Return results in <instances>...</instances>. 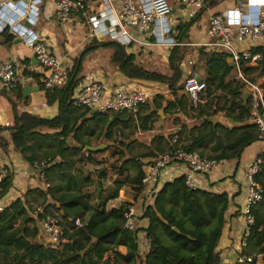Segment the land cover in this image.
Returning <instances> with one entry per match:
<instances>
[{
	"label": "trees",
	"instance_id": "16d2710c",
	"mask_svg": "<svg viewBox=\"0 0 264 264\" xmlns=\"http://www.w3.org/2000/svg\"><path fill=\"white\" fill-rule=\"evenodd\" d=\"M222 2L223 0H207L206 5L212 9ZM202 11L204 10L194 16L196 18L179 21L175 26L173 38L181 46L174 47L169 52V74L162 75L144 69L136 63L133 55L128 54L124 48L115 43H99L91 40L80 58L74 61L71 69H67L66 84L60 89L45 91L46 102L50 105L56 104L58 109L53 119H40L23 113L15 118L12 126L0 127V150L5 152L11 144L14 151L29 164L41 159L61 160L63 163L57 162L47 170L46 174L51 169H55L64 181L63 189L66 191L57 195L63 189L51 185L45 192L56 203L58 217L61 225L64 226L62 242L55 248L43 244L38 238L37 230L30 227L31 224H35V221L28 218L26 206L20 199L15 200L0 212V264L220 263V254L216 249L229 208L230 198L227 194L190 190L185 186L183 177L165 183L155 194L152 205L143 210L142 219L146 220L147 226L141 231L145 235L148 248L140 253L137 233L120 229L124 221L125 209L129 204L122 205L119 209L107 214L103 205H91L90 200L82 194V186L86 183L66 171L73 166L71 160H66L68 155L80 154L77 163H83L86 160V154L82 153V150L87 147L89 137L95 139L104 137L105 140L116 144L117 148L123 147L125 146L123 141L113 140L114 129L117 126L119 130L116 131L129 129L130 135H133L135 131H150L151 128L147 126L148 119L156 116L161 110L164 114L170 110H179L186 115L197 110L199 117H206L202 109V101L215 92L227 95L224 98L228 107L223 110L227 118L238 124L249 120V103L241 97V85L236 80H230L234 68L229 67L228 57L224 54L198 48L196 50L197 61L201 63L204 70L205 92L200 97L196 108L190 104L185 95H179L182 93V65L189 54L186 47L188 34ZM12 39V36L7 38V40ZM98 49L113 51L110 63L116 65L118 71L129 81L167 85L174 97L173 101L166 102L163 97L156 96L149 104L139 107L135 114L124 111L117 113V118H114V112L93 113L74 107L71 97L82 81L80 73L84 56ZM252 53L262 55L259 64L264 68V49L255 48ZM222 97L217 96L215 100ZM164 102L166 106L163 108ZM88 114L91 115L90 119L85 118ZM145 114L147 117L144 116ZM90 122L93 126L89 125ZM99 126L100 131L96 135L95 130ZM194 130L197 132L196 135H194ZM6 131L10 132V142L2 136V133ZM219 132H223L228 140L226 146L222 147L221 139L217 137V148L221 149V152L212 157L215 160L238 161L244 149L257 142L256 127L252 124L229 130L219 124L213 125L204 120L201 126L188 129L186 135L188 144L183 146V150L192 152L200 144L216 137ZM177 135H181V132ZM161 140L163 139H157L158 142ZM158 155H154L150 150L148 154L142 156V159H153ZM260 158L262 159V156ZM117 160L118 164L123 163L119 168L116 166L120 176L123 174L124 165L133 164L137 167L138 177L133 183L137 186L136 196L141 195L144 164L136 158L124 160L122 153ZM263 174L264 169L262 168L257 178V182L263 189L262 199H264V185L260 178ZM103 176L102 173L100 178ZM12 177L13 175L9 174L4 179L0 199H3L11 187ZM49 206L45 205V213L49 212ZM252 213L255 221L250 230L248 243L250 240H255L257 246L261 247L264 244V234L259 231L260 223L253 209ZM76 219L81 220L82 227L75 228ZM119 247L126 249L125 255L118 252ZM259 253L263 254L264 259V248L259 250Z\"/></svg>",
	"mask_w": 264,
	"mask_h": 264
},
{
	"label": "built area",
	"instance_id": "2783aa9c",
	"mask_svg": "<svg viewBox=\"0 0 264 264\" xmlns=\"http://www.w3.org/2000/svg\"><path fill=\"white\" fill-rule=\"evenodd\" d=\"M207 0H178L185 11L186 19L193 18L199 11L206 9ZM45 4L48 5L46 8ZM54 20L60 25H67L71 20L85 30L88 39L96 42H112L126 50L141 48L145 54L151 49L161 48L170 52L179 44L174 40V28L179 20L172 15V7L168 0H2L0 1V34L6 33L29 48L37 65L48 74L42 79L44 91L62 88L67 81V68L61 60L48 50L46 41L33 26L43 18ZM247 3L235 0L234 15L218 14L209 18V34L214 41L208 45L209 51L224 54L232 59L236 81L241 85L249 103V118L256 127L257 141L263 145L264 155V85L250 80L243 73V66L256 65L262 60L260 53L253 54L256 43L264 35V9L260 11L255 23L250 24L246 18ZM21 66L15 61L0 62V94H10L19 85ZM206 89L204 81L190 75L182 81V93L190 104L196 108L200 97ZM159 96L157 92L147 93L142 89L118 87L106 94L104 86L98 79L89 78L80 83L71 97L72 105L89 112H131L135 114L139 107L149 104ZM168 151L144 162L142 192L153 201L155 194L168 182L179 177L184 178L185 186L190 190H201L200 178L211 175L217 170L228 168L229 160H215L204 157L197 152H187L177 145L174 138ZM58 160L43 159L29 164L32 188L46 192L51 184L47 178V170ZM177 168V177L173 178L170 169ZM261 160L255 159L243 169L242 194L244 203L241 215L244 229L240 238V249L247 247L251 227L254 225L252 209L263 198V190L257 182L261 172ZM241 172V171H240ZM236 173V168L232 174ZM12 174L7 166L0 165V195L3 192V181ZM12 185V184H11ZM0 199V212L4 209ZM45 205L35 207L31 218L39 226L43 236V244L55 248L62 242L64 228L52 212L45 213ZM124 221L120 229L137 233V244L140 253L147 250L148 245L140 222L143 212L137 213L133 205L125 209ZM144 210V209H143ZM75 228L82 227L80 219L74 221ZM255 258L243 253L237 258V264H252Z\"/></svg>",
	"mask_w": 264,
	"mask_h": 264
},
{
	"label": "crops",
	"instance_id": "0c3cea01",
	"mask_svg": "<svg viewBox=\"0 0 264 264\" xmlns=\"http://www.w3.org/2000/svg\"><path fill=\"white\" fill-rule=\"evenodd\" d=\"M245 1L247 3L245 19L250 24H253L257 21L260 11L264 9V0ZM168 2L172 7V15L176 19L179 21L190 20L186 19L185 11H183V9L179 6L178 0H168ZM45 6L46 8L48 7L47 4H45ZM234 10L235 0H223L222 3L212 9H209V6L207 5L206 9H204L202 13H199V18L191 26L188 34L186 47L188 48V53L190 54H187L182 65V81L190 75L199 77L202 81H204V70L201 66V63H198L197 61L196 50H198V48H205L209 51L208 45L214 41L213 37L209 34V18L216 14L228 13L229 15H234ZM45 11L46 9H44L43 18L38 24L33 26V29L43 37V39L46 41L48 50L61 60L62 66L64 68L71 69L74 61L80 58V56L84 53L85 47L90 44L91 41L88 39V35L85 30L77 24V20L73 19L67 25H60L53 19L49 20L45 18ZM8 37L9 36L6 34H0V62L15 61L21 66L22 71L19 76V85L17 89L10 94H0V127L4 128L12 126L15 118L23 113L36 116L40 119H53L58 113L57 106L56 104L50 105L46 102L45 91L41 87V81L48 74V72L42 70L37 65L33 53L29 48L25 47L17 39L7 40ZM256 48L264 49V35L256 43ZM101 50L102 49H98L84 56L82 61V71L80 73V77L82 78L81 83L85 82V80L89 78H93L102 82L104 86V92L106 94L111 93V91L118 87H126L129 89H142L147 93L157 92L159 96L163 97L166 102L173 101L174 97L167 85L129 81L118 71L116 65L110 63V57L113 51H111L107 56H104L101 53ZM127 53L133 55L135 57L136 63L146 70H157V61H159L161 64L160 67H163L164 64V66L168 68L169 53L161 48L151 49V53L149 54H153L155 56L153 62H150L151 60L148 58L149 54H145V51L139 47L133 48V50L128 51ZM153 55L150 57L153 58ZM246 71V75L252 82L259 85H264V68L261 65H248L246 67ZM157 73L167 75L160 72ZM230 80H236L233 74L230 76ZM25 89L27 90L26 93H24ZM240 93L241 97L247 101L246 96L243 93V89L240 91ZM217 96L223 97L219 100H215ZM224 96L227 95L215 92L210 97H206L207 100L202 101V109H204L206 117H199V112H197V110L188 113V115L179 110H170L164 114L161 110L163 117L159 118L161 119L159 125H163V127L166 128L172 127L171 130L175 131L176 135L177 133L181 132V135H177V138L174 137L176 139L177 145L181 148L188 144V141L186 140L188 129L201 126L204 120H207L213 125L219 124L229 130L251 125L250 118L249 120L238 124L225 116L226 113L223 110H226L228 103ZM185 97L187 96L185 95ZM165 106L166 103L164 102L163 108ZM161 111L157 112L156 115L161 113ZM194 112H197V115H193ZM144 116L147 117V114ZM90 117L91 115L88 114L85 118L90 119ZM155 117L156 116L148 119L147 126L151 129L147 132L135 131L133 135H130L129 129H121V131H116L119 130V127L117 126L114 129L115 133L113 134V140L117 139V141H123L125 144V146L120 147L119 152H117L114 148H110V146L112 147L113 144L105 140L104 137L99 139L89 137L88 145H86L87 147L82 150V153L86 154V160L83 163H77V159H79L80 154L68 155L66 160L74 161L76 157L78 158L75 160V163L72 162L73 166L70 169H66V171L78 177L81 182L86 183L85 186H82L81 192L90 200L91 205V189L95 186V189L92 190L96 197L97 181L99 179L101 180V194L99 198L96 197L97 201L95 204H97L99 200L100 205H103V208L107 214H110L113 210L119 209L122 205L135 203V210L137 213L141 214L145 207L152 205L153 201H151L149 198H146L145 192H142L141 195L136 196L137 194L135 191L137 186L133 183L138 177V169H136V166L133 165V167H129L127 164L124 165L123 174L120 176L118 175V169L116 166L119 168L123 163L119 162L118 164V160H116L117 165H115V171L112 172L111 170H107V168V171H105L106 173H103V178H100L98 177V172L102 168H105L104 165L109 162L102 161L103 163L100 164L98 160H94V157L96 156L100 159H105L111 151L114 153L112 156L118 157L121 153L125 156V151L127 149L129 150L132 146L137 145V142L143 143L145 140L150 142L153 139V136H150L149 134H152L151 130ZM174 119L181 120L182 125L178 127L177 125L172 124ZM189 122H193L194 124H192L191 127H188L187 124ZM89 125L93 126V123L90 122ZM183 126H185V128ZM44 131L49 133L47 130ZM99 131L100 126L95 130L96 135L99 134ZM196 133L197 132L194 130V135H196ZM2 136L5 140L10 142V132L6 131L2 133ZM217 137L221 139L222 147H225L228 138L225 137L223 132H219L216 137H213L212 139L197 146L193 152H197L204 157L214 159L212 157L219 155L221 152V149L217 148ZM174 138L169 139L165 138L164 136V140L152 143L149 152L151 150L153 151L154 155H156L160 154L162 151H168L170 143ZM131 143L134 144L130 146ZM144 145L146 146L147 144ZM87 148L101 149L92 152L88 151ZM115 153H117L118 156ZM261 156L262 159L260 158ZM263 156V145L257 141L244 149L238 161L230 160L227 169H220L209 176L200 178V187L202 191H207L214 194H227L230 198L222 235L216 249L221 258L219 264H237L236 260L241 253L250 257H254L255 260L252 264H264L263 254L259 253V250L264 248V244L261 247H258L255 240H250L244 250L240 249L239 244L244 229V219L241 215V207L244 203L241 173L246 165L255 159L261 160L262 168L264 169ZM146 161H150V158L140 159L141 164ZM57 162L60 163L61 160H58ZM0 165L7 166L13 175L12 185L1 201V204L4 208L9 206L15 200L20 199L26 206L28 218H31V212L35 209V207L44 204L50 205L49 211L56 215V217L59 219L57 210L55 208L56 203L53 202L50 197L45 194V192L32 188V179L29 173V163L24 161L22 157L14 151L11 144H9L5 152L0 150ZM144 168L145 167L142 169L144 170ZM172 168L173 170L170 169V174L173 178H176L178 167L173 166ZM235 168L236 173L231 175L232 170ZM47 178L52 187L59 186L61 189L64 188V181L60 178V175L55 169H51L48 172ZM260 179L264 185V174ZM64 192L66 191L63 189L60 191V193H57V195ZM253 211L260 223L259 231L264 234V199H262V201L253 208ZM83 219H85V216H83ZM140 224L142 226H147L146 220H142ZM30 227L37 230L38 238L43 243V236L41 235L39 226L37 224H31ZM118 252L122 255H125L126 249L124 247H119ZM111 263L112 262H110V264Z\"/></svg>",
	"mask_w": 264,
	"mask_h": 264
},
{
	"label": "rangeland",
	"instance_id": "374dc122",
	"mask_svg": "<svg viewBox=\"0 0 264 264\" xmlns=\"http://www.w3.org/2000/svg\"><path fill=\"white\" fill-rule=\"evenodd\" d=\"M112 50L111 49H102L101 50V53L104 55V56H107L108 54H110V52H111ZM190 54V53H189ZM153 54H149V59L151 60L150 62H153V60H154V58H155V56L152 58V57H150V56H152ZM157 64H158V67H157V70H155V69H152V71H156V72H160V73H163V74H169V70H168V68H166L165 66H164V64H163V67H160V63H159V61H157ZM146 65H150V64H146ZM257 65H260L259 63L257 64ZM248 65L247 64H245L244 66H243V73H245V70H246V67H247ZM234 76H235V79H236V74H235V71H234V73H232ZM246 75V74H245ZM181 94V93H180ZM183 94V93H182ZM208 98V97H207ZM207 98L205 97L204 98V100H207ZM162 112V111H161ZM193 115H197V112H194V114ZM163 117V115H160V114H158V115H156V117L154 118V120H153V126H152V134H149L150 136H153L152 138V140L149 142V141H147V140H145V141H143V143H136L137 145H134V146H132L134 143H131V145L130 146H132L129 150L127 149L126 151H125V156H124V159L125 160H127V159H131V158H136L139 162H140V159H142V156L143 155H145V154H147L148 152H149V149L151 148V145H152V143H154V142H157V139H159V138H164V136H165V138H169V139H172V138H174V137H176L177 138V135H176V133H175V131H172L171 130V128L172 127H170V128H166V127H163V125H162V123H161V125L162 126H160L159 125V122H160V120L161 119H159V118H162ZM194 117V116H193ZM152 123V122H151ZM172 124H174V125H177L178 127L179 126H181L182 124H181V120H179V119H174L173 121H172ZM192 124H194L193 122H189L187 125H188V127H191V125ZM148 136V135H147ZM117 140V139H116ZM143 140V139H142ZM164 140V139H163ZM142 142V141H141ZM111 144H113V143H111ZM144 144H149L148 146L146 145H144ZM110 148H114L117 152H119V150H120V148H117V146H116V144L114 145L113 144V146L111 147L110 146ZM112 154H114L113 153V151H111L107 156H106V158L105 159H100L99 157H94V160H98L99 161V163L100 164H102L103 162L102 161H106V162H109V163H112V164H114V167L113 168H108L107 170H111L112 172L113 171H115V163H117V159H118V154L117 153H115V154H117V156L118 157H115V156H112ZM78 157H76L75 158V160L77 159ZM75 160L73 161V160H71L72 162H74L75 163ZM109 163H107L106 165H104L105 167H107V165L109 164ZM141 163V162H140ZM90 165V164H89ZM127 166H129V167H133V164H127ZM135 166V165H134ZM137 169V168H136ZM106 170V171H107ZM261 170H262V166H261ZM110 171V172H111ZM106 173V172H105ZM94 176V175H93ZM93 190L95 189V186L92 188ZM91 189V193H90V196H91V202H92V205L94 206L95 205V202L97 201V198L95 197V193L93 192V190ZM136 204V203H135ZM135 204H130V205H133V207H135ZM167 243V242H166Z\"/></svg>",
	"mask_w": 264,
	"mask_h": 264
},
{
	"label": "water",
	"instance_id": "95a60500",
	"mask_svg": "<svg viewBox=\"0 0 264 264\" xmlns=\"http://www.w3.org/2000/svg\"><path fill=\"white\" fill-rule=\"evenodd\" d=\"M227 62H228V64H229V67L230 68H233V64H232V59H227ZM199 81H202L199 77H196ZM27 92V90L25 89L24 90V93H26ZM94 113V112H93ZM160 115H163L162 114V112L161 113H159ZM114 118H117V114H115L114 115ZM88 149V151H96V150H98V149H101V148H97V149H92V148H87ZM114 167V164H112V163H109L108 165H107V167H105V168H102L99 172H98V177H100V175L102 174V173H104L105 171H106V169L107 168H113ZM100 194H101V180L99 179L98 181H97V190H96V197L97 198H99L100 197ZM97 205L98 206H100V201L98 200V202H97Z\"/></svg>",
	"mask_w": 264,
	"mask_h": 264
}]
</instances>
